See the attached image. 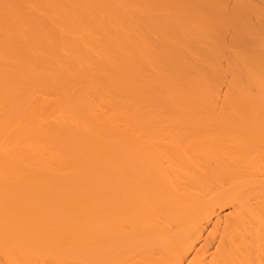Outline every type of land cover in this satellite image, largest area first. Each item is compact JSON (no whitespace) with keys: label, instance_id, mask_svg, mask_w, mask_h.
Masks as SVG:
<instances>
[{"label":"bare ground","instance_id":"6f19581e","mask_svg":"<svg viewBox=\"0 0 264 264\" xmlns=\"http://www.w3.org/2000/svg\"><path fill=\"white\" fill-rule=\"evenodd\" d=\"M0 264H264V0H0Z\"/></svg>","mask_w":264,"mask_h":264}]
</instances>
